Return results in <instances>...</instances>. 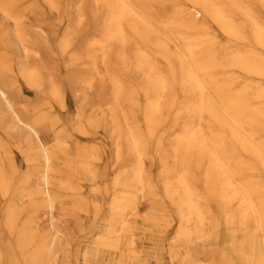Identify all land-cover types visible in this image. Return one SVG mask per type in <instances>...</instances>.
Returning a JSON list of instances; mask_svg holds the SVG:
<instances>
[{"label":"bare ground","instance_id":"1","mask_svg":"<svg viewBox=\"0 0 264 264\" xmlns=\"http://www.w3.org/2000/svg\"><path fill=\"white\" fill-rule=\"evenodd\" d=\"M77 1L65 27L0 3V264H264V0Z\"/></svg>","mask_w":264,"mask_h":264},{"label":"rangeland","instance_id":"2","mask_svg":"<svg viewBox=\"0 0 264 264\" xmlns=\"http://www.w3.org/2000/svg\"><path fill=\"white\" fill-rule=\"evenodd\" d=\"M51 2H54L53 5H51L50 1H47V0H0V3H5V5L12 4L13 5L12 9L16 12L24 13L25 15H37L39 17H43L44 19L48 18L49 20H54V21H58V22L63 21L62 23L64 25L61 27H65L69 21V18L72 15H74L75 12H74V10L72 11L74 5L77 3H80L77 0H54ZM70 5H73V7L71 9L69 8ZM2 10L3 9L0 8V16H2V14H3ZM199 18H201V17H199ZM174 31L175 32L172 31L170 33L173 36V38H175L176 43L177 44L183 43V42H181L180 37H181V34L185 35L188 33L187 29L185 27H182V28L175 27ZM96 33L97 32H88V33L84 34L83 36H81L78 39V44L83 43V39L85 36L88 37V36H91V35L96 34ZM216 34H217V37H218L220 44H227V43L231 42L228 39V37H226L225 35H223L221 33L220 30L217 31ZM244 46H245V44H238V45H236V49H245ZM240 47H242V48H240ZM133 50H134L133 46H129L127 49V52L130 54L131 57L133 56ZM259 50H262V49H259ZM130 59H132V58H130ZM44 62L47 63L48 66H50V65H52L53 61L50 57L49 58L47 57ZM159 62L161 64V66L165 65L164 62H162V61H159ZM236 72H237L236 75L240 76L239 71L237 70ZM243 75L245 76V74H243ZM127 79H128L129 83L136 85L135 87H138V84H140L142 81L141 75L136 71H132V73H129V75H127ZM91 98H92V94H91ZM105 133L106 132L98 133L97 135L89 138L87 141H89L90 143L102 144L103 140H104V142L106 144L108 143V145H110L111 140L106 139V137L104 136ZM163 137H164V142H163L164 144L162 147L161 146L159 147L157 145V141L156 142L153 141L151 143V150L153 151L154 159H152L151 162L150 161L148 162L149 165L154 164L151 168L152 169V175L159 182L162 181V179H161L162 165H161V159H160V152L164 151V149L169 151V150H171V146H172L171 134H169V135L165 134ZM106 159L109 161L111 159V154L107 155ZM156 189L163 192V185L160 183V187H158ZM153 197L154 196H149L147 199H144L143 194L141 192L138 193V201H139L140 215L141 216H144L149 212V210H150L149 202H152L154 200ZM162 203L163 204H161L159 207H165V205H166L165 202H162ZM20 210L21 211H20V214L18 216L20 217V219L23 220L30 214V212H32L33 208L28 204H24V205H21ZM8 211H9L8 204L5 201H2V199H1V202H0V229L5 226V223H6L7 217H8V215H7ZM169 211L171 213H174L172 209H169ZM47 221L48 220L46 219V217L43 216V214L39 215L38 223H40L41 225H45L47 223ZM67 222L70 224L69 226L71 228L74 227L75 223H74L73 219H68ZM173 233H174L173 229H171V231L167 234V238L165 239L166 240L165 244L169 245L170 237L172 236ZM222 234L227 235L225 232H223ZM8 238L9 237L7 236V239H3V240L0 239V249L2 250V252L4 254H6L7 252L13 251L16 254H20L23 250H21L13 241L9 240ZM227 238H228V236L223 237V239H227ZM217 243H218L217 246L221 245L223 247V249L226 250V252H229L230 247H229V244L227 242L226 243L217 242ZM197 246H201L200 243ZM32 247H33V245L28 246V248L25 251L33 252ZM71 254H72V256H76V251H71ZM46 257H47L46 254L41 255V258H46ZM214 257H215V259L220 260V258L222 257V252H220L218 250L215 251ZM170 258H171V256H165L166 260L170 261L171 260ZM201 258L203 259V261L206 260L205 259L206 256L204 254L201 255Z\"/></svg>","mask_w":264,"mask_h":264}]
</instances>
